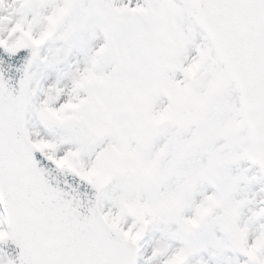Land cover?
Returning a JSON list of instances; mask_svg holds the SVG:
<instances>
[{
  "label": "snow or ice",
  "instance_id": "snow-or-ice-1",
  "mask_svg": "<svg viewBox=\"0 0 264 264\" xmlns=\"http://www.w3.org/2000/svg\"><path fill=\"white\" fill-rule=\"evenodd\" d=\"M0 264H264V0H0Z\"/></svg>",
  "mask_w": 264,
  "mask_h": 264
}]
</instances>
